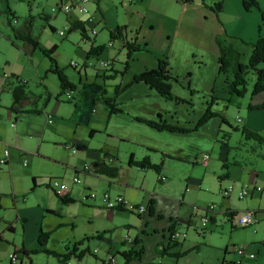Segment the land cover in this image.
Returning a JSON list of instances; mask_svg holds the SVG:
<instances>
[{
    "label": "rangeland",
    "instance_id": "374dc122",
    "mask_svg": "<svg viewBox=\"0 0 264 264\" xmlns=\"http://www.w3.org/2000/svg\"><path fill=\"white\" fill-rule=\"evenodd\" d=\"M65 2L71 0H0V76L2 71L19 76L26 85L30 102L21 108L22 113H17V120L8 116L9 94L2 95L4 106H0V157L6 149L10 153V165L0 167V230L4 231L8 243L14 242L8 245V251L13 250V244L18 247L23 244L33 250L42 229L46 233L53 231L45 244L52 254L33 256V264H62L63 256L69 258L65 264H102L110 258H114L116 264H125L121 253L133 248L137 251L142 248L143 252L140 260L135 259L130 264H264V191L251 193L257 186L264 189V109L249 108L253 102L264 99V93L256 98L252 96L255 74L248 72L242 97L231 95L224 85L227 78L234 77V63L227 68V73L220 74L226 90L220 91L219 96L225 98L222 104L227 110L222 112L229 124H223L224 129L212 139L185 138L183 144L190 149L191 156L186 162L169 161L165 181L155 180L154 169L145 173L139 168L131 171L136 187L129 190L127 197L122 194L127 203L138 201L141 204L145 190L161 195L144 204L145 214L127 209L109 210L102 202L104 193L116 197L119 191L110 190L106 177L94 176L93 172H75L76 167L82 169L85 164L91 165L92 160L87 154H74L65 144L73 141L92 150L99 148L101 137L90 139L88 128L74 117V101L83 98L77 80L81 76L85 83L84 64L88 66L87 83H91L93 73L107 70L100 65L105 58L111 60L118 52L127 51L122 50L119 39L110 40L109 28L130 24L136 8L133 0H105L102 3L107 16L105 24L99 13L91 10V2L88 3L87 9L96 17L94 27L98 33L90 35L92 25L86 23L89 39H85L81 30L72 29L68 15L59 11ZM259 19L264 28V22ZM18 33L36 38L44 49L57 46L54 54L57 67L76 82V90L68 91L72 93V101L66 100V92L58 96L61 92L59 77L52 71L49 58L37 49L32 55L25 54L26 48L29 50L31 46L17 37ZM94 38V46L105 49V55L90 56ZM109 42H113L114 47H110ZM236 45L240 62L247 64L252 48ZM71 63H76L78 68H73ZM34 108L40 113L28 112ZM246 123L247 128L262 136V141L246 139L241 131ZM206 156L210 159L204 163ZM74 177H78L80 184L73 182ZM53 178L67 186L66 193L75 199L73 203H63L55 190L48 187ZM243 189H249L250 195L239 199ZM91 193L94 198L88 197ZM150 202L153 215L148 209ZM210 205L215 209L208 215L215 219L203 227L200 219ZM247 210L258 211L259 221L249 227H234L228 211ZM20 215L27 218L25 229L18 219ZM173 221L177 222L173 230L180 236L178 244L171 243L168 252H183L197 246L184 257L163 252L169 244ZM6 223L13 224L14 231L5 232ZM97 234H102V238H97ZM136 240L138 245L134 243ZM74 247L75 254H71ZM240 247L255 257L239 255L235 250ZM4 251L1 245L0 252ZM1 264L8 262L1 261Z\"/></svg>",
    "mask_w": 264,
    "mask_h": 264
},
{
    "label": "crops",
    "instance_id": "0c3cea01",
    "mask_svg": "<svg viewBox=\"0 0 264 264\" xmlns=\"http://www.w3.org/2000/svg\"><path fill=\"white\" fill-rule=\"evenodd\" d=\"M88 1L91 2V10L98 12L106 24L107 16L102 8L105 0ZM256 1L259 3V8L245 10L243 0H205V3L203 0H133L136 8L133 13L134 20L130 24L125 23L109 28L111 30L117 26H126L127 40L124 41L126 43L120 40L122 50L127 49V42L131 45L130 47L134 46L135 50L129 56L127 51L118 52L111 59L113 64L106 71L92 74L91 83H87L88 66L87 63L84 64L83 71L81 69L79 72H84L85 83H82V77L79 76L78 87L82 92H89L94 97L90 99L83 97L78 101L75 99L73 106L75 120L80 124H85L89 130V138L101 137L102 140L99 148L93 147L94 150H92L86 147L85 150H77L74 154H87L92 160L91 165L107 155L105 161L120 169L115 179L103 176L107 178L110 190L115 188L120 195L128 196L129 190L136 187L130 175L134 168L139 167L128 165L130 157L140 161L148 159L151 163L161 166L159 173L154 172L156 175L154 178L158 182H163L166 180L165 172H168L170 168L169 161L170 163L186 162L190 158L191 155L188 154L190 149L183 144L185 138L201 136L212 139V136L224 129L219 116H224L223 113L227 108L222 104V99L225 98L220 97L219 94L220 91H225L227 86L224 83L226 88L224 89L220 80V48L217 38L232 43L239 50L237 43L250 45L264 36V28L260 26L259 19L260 17L262 20L264 6L262 0ZM218 3L222 4V9L216 12L213 7ZM87 37L88 35H85L84 38L88 39ZM94 43L95 38L91 45L93 49L89 50L90 56L100 57L107 53L105 49L95 47ZM121 54L122 58L119 59ZM107 59L110 58H105ZM160 61L168 63L166 69L173 77L170 81L173 100L162 97L145 83H132L135 75L157 68ZM13 75L2 71L0 106H4L2 95L9 94L11 101L6 106L8 116L17 120V113L9 109L13 102L12 87L19 77ZM68 77L71 83H76L74 78ZM105 99L111 102L115 108L114 112L111 111V105L105 103ZM262 102L264 99L253 102V106ZM208 108L216 112L218 116L212 117L202 127L194 130ZM148 122L166 123L185 129L187 132L158 130ZM245 125L249 127V124ZM78 144L72 141L65 145L76 147ZM9 165L8 162L7 166ZM140 170L145 173L149 169ZM75 172L89 174L92 171L86 172L83 171V167L82 169L76 167ZM160 177L163 178L160 179ZM145 193L141 204H138V201L130 204L144 205L151 198L155 201L156 198L161 197L160 194L154 195L149 190H145ZM18 219L25 229L27 218L20 215ZM6 224L5 232L14 231L13 224ZM171 224L177 225V222L173 221ZM41 231L42 229L39 230L38 237ZM38 237L37 246L33 250L41 248ZM7 240L4 237V231L0 230V246H4L5 249L3 253L0 252V264L1 261L12 264L11 254L18 257V264H33L32 257L44 253L29 256L17 253L16 250L21 248L30 250L23 244L19 247L13 244V250L9 252L8 245L14 242L8 243ZM43 248L46 249V246L44 245ZM65 262L61 260L62 264Z\"/></svg>",
    "mask_w": 264,
    "mask_h": 264
},
{
    "label": "trees",
    "instance_id": "16d2710c",
    "mask_svg": "<svg viewBox=\"0 0 264 264\" xmlns=\"http://www.w3.org/2000/svg\"><path fill=\"white\" fill-rule=\"evenodd\" d=\"M205 3V0H203ZM243 6L245 10H250L252 8H259V3L256 0H243ZM214 11L219 12L222 9V4L218 3L213 7ZM262 20L264 22V14H262ZM71 27L73 30H81L83 33L82 35L85 37V27L83 22L81 21H71ZM53 31V27H51ZM126 26H117L114 29L110 30V39L111 40H122L123 42L126 41ZM17 37L21 38L23 41H25L28 46H31L30 49L26 48L24 51L25 54L30 53L32 55L33 51L37 49L39 52H41L43 55L47 56L49 60L51 61V64L53 66L52 71L57 74L59 77L58 80L60 82V88L61 92L58 94L60 96L62 93L68 92V91H73L76 90L77 86L74 83H71L68 79V76L57 67L56 65V59L54 57L55 51L57 46L50 47L49 49H44L42 48L41 44L39 41H37L36 38L32 37L31 35H23L22 33H18L16 35ZM126 43V42H124ZM217 43L220 48V57H219V73L224 74L227 73V68H229L232 63H234V77L232 79L227 78L226 79V86L230 91V94L233 96L237 97H242L244 96L246 92V84H247V74L248 72H253L255 74L256 80L255 84H253V89H252V96H256L260 93H264V36L260 37L257 39L254 43L250 44L252 48V54H250L248 63L244 64L240 62V51H238L232 43H227L225 40H220L217 38ZM127 46V54L128 56L130 55L131 52L135 50V47H130L131 45L126 44ZM93 49V48H92ZM166 66H168V63L165 61H160L159 66L157 68L148 70L145 72H141L137 75L134 76L132 83H137V82H142L150 86L152 89L156 90L157 93H159L162 97L166 99H174L173 94H172V87L170 81L173 80V77L169 74V72L166 69ZM16 77L15 75H13ZM22 80L17 78L16 84L12 87V105L9 108L12 112L14 113H22L24 110H22V107H25L28 105L30 102L28 101V96L26 93V85L21 82ZM81 94L85 98H93L94 96L89 93V92H82ZM57 96V97H58ZM105 103L111 105L112 112L115 111V108L111 104V102L108 99H105ZM250 110L252 109H264V102H262L259 105L256 106H249ZM28 112H35V113H40V111L36 108L29 110ZM216 112L211 111L209 108L207 109L206 113L201 116L197 127L194 129L196 130L200 126L202 127L206 122H208L212 117L216 116ZM218 116V115H217ZM222 124H229L225 116H219ZM150 125H153L158 130H169L171 132H187L185 129L178 128L175 126H171L166 123H156V122H148ZM243 135L246 137L247 140L251 139H256L259 141H262V136L247 128V126H244L241 129ZM76 149L79 151H83L86 149L85 146L83 145H76ZM107 155H104L103 158L100 161L93 162L92 167L93 169L91 170L94 175L96 176H106L109 177L110 179H115L118 177V172L120 169L116 166H111L109 163L105 161V158ZM129 166H137L140 169H154L156 173H159L161 171V166L155 165L151 163L148 159H143V160H133L132 157H130L128 161ZM35 183V181H34ZM35 188V184L33 189ZM32 189V190H33ZM55 194L57 197L60 198V200L65 203V204H70L74 202V198H72L69 194L66 192H56ZM122 210L123 208H119ZM148 209L150 215H153V205L150 202L148 204ZM118 210V209H116ZM124 210V209H123ZM237 215L236 212L234 211H228V216L230 221L234 219V217ZM174 224H171L170 226V234H169V244L167 247L163 248V252L169 254L170 256H175V257H184L187 253H189L192 249H196L197 246H193L190 249H187L183 252H177V253H169L168 250L171 248V243L174 245H177L178 242L176 239L171 238V235L176 232L174 229ZM61 225H59L60 227ZM51 232H43L41 231L38 237L39 241V246L41 247L40 249H35V250H28L25 248H21L19 250H16L17 253H21L24 256H29L33 254H37L40 252H44L46 254H52L51 252H48L46 249L43 248V246L46 244L48 238L50 237ZM97 238H101L102 234H97ZM135 245H138L139 242L136 240ZM76 247L73 248V251L71 254H75ZM143 252V249L140 248V250L136 249H131L129 251H124L121 253V255L125 258V264H130L133 262V260H140L141 259V254ZM68 256H63L62 260H66ZM102 264H109L108 261H103ZM180 264V263H176Z\"/></svg>",
    "mask_w": 264,
    "mask_h": 264
},
{
    "label": "built area",
    "instance_id": "2783aa9c",
    "mask_svg": "<svg viewBox=\"0 0 264 264\" xmlns=\"http://www.w3.org/2000/svg\"><path fill=\"white\" fill-rule=\"evenodd\" d=\"M88 3H89L88 0H71V2L63 3L61 5V7H59V11H62L66 15H68L70 21H81V22H83V24L87 23L89 25H92L90 35L94 36L98 33L96 28L94 27V25L96 23L95 22L96 17L90 13V10L87 9ZM53 12H56V10L53 9ZM59 35H63V32H59ZM85 35H87V34L85 33ZM87 38L89 39V35ZM109 45L112 46L113 43L110 42ZM111 64H113L112 60L107 59V60H103L100 65L104 68H109L111 66ZM71 66L75 69L78 68V65L76 63H71ZM65 98L67 101H72V99H73L72 93L66 92ZM238 121L239 122L241 121L240 118H238ZM67 147L69 149H72V151L74 153L77 152V149L75 146H67ZM8 158H9V150L6 149L3 152L2 157L0 158V167H6L8 165ZM208 158H209V156H206V158H204V163L207 162ZM92 169H93V167L91 165L85 164L83 166V171L89 172ZM162 178L163 177H160V179H162ZM73 182L80 184L81 181L78 179V177H74ZM48 187L55 190L56 192H66L67 191V186L63 182H60V180L58 178L51 179L50 183L48 184ZM262 191H264V189L261 188L260 186H257V187L253 188L251 193L256 194V193H261ZM224 193H227V191H224ZM249 195H250L249 189H243L239 193V199L247 198ZM88 197L94 198L93 193L89 194ZM102 202L109 210H116L119 208H123V209H127L130 211L137 212L139 215H143L147 211V207L144 205L129 204L126 202V200L124 199V197L122 195H117L116 197H111V195H109L108 192L104 193ZM214 209H215L214 205H210L207 208H205L204 215L200 219L203 227H206L207 224L209 223V221L212 219L209 217L208 212L214 211ZM257 221H259L258 211L247 210L245 212L243 211L241 213L240 212L237 213V215L232 220V224L234 227H237V226L249 227V226L254 225ZM178 236H180L178 234V232H175L171 235V238L177 240ZM235 251L239 255H242L243 257H245L246 255H248L249 258L255 257L252 253L247 254V249H245L243 247L237 248ZM93 253H96V251H94ZM10 262L12 264H18V257L15 254H11L10 255ZM108 263L109 264H116V260L114 258H110ZM146 264H162V262H159V263L148 262Z\"/></svg>",
    "mask_w": 264,
    "mask_h": 264
},
{
    "label": "bare ground",
    "instance_id": "6f19581e",
    "mask_svg": "<svg viewBox=\"0 0 264 264\" xmlns=\"http://www.w3.org/2000/svg\"><path fill=\"white\" fill-rule=\"evenodd\" d=\"M111 40V39H110ZM113 43V42H112ZM108 69V68H107ZM241 122V121H240Z\"/></svg>",
    "mask_w": 264,
    "mask_h": 264
}]
</instances>
